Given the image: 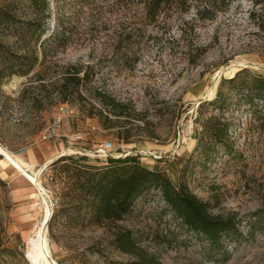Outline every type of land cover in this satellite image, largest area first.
<instances>
[{
	"label": "rangeland",
	"instance_id": "rangeland-1",
	"mask_svg": "<svg viewBox=\"0 0 264 264\" xmlns=\"http://www.w3.org/2000/svg\"><path fill=\"white\" fill-rule=\"evenodd\" d=\"M5 4L0 42L11 56L29 59L26 73L0 81V146L13 159L32 173L65 150L71 153L60 158L98 167L133 157L208 202L213 215L235 217L243 231L218 252L176 218L158 189L101 227L74 210L69 174L63 164L53 167L58 158L40 176L53 203L47 237L55 262L128 264L133 257L113 245L114 233L127 230L163 264H264V230L249 233L264 206V101L224 113L231 155L220 147L203 154L202 122L219 111L199 108L240 71L264 76V3L192 1L156 20L140 0H48L49 9L0 0V9ZM72 66L87 70L90 82L80 90L84 100L63 102L58 87ZM95 90L131 114L115 116ZM40 211L35 187L0 155V264H32L27 248Z\"/></svg>",
	"mask_w": 264,
	"mask_h": 264
},
{
	"label": "trees",
	"instance_id": "trees-1",
	"mask_svg": "<svg viewBox=\"0 0 264 264\" xmlns=\"http://www.w3.org/2000/svg\"><path fill=\"white\" fill-rule=\"evenodd\" d=\"M33 4L40 2L43 9H49L48 0H30ZM145 4L146 15L151 20L165 9L178 5L187 10L188 3L199 0H140ZM261 4L264 0H254ZM5 4L0 9V22L7 20L9 12ZM55 32H53L54 34ZM29 59L11 56L10 52L0 42V81L11 78L16 74L26 73L24 68ZM34 58L30 65H35ZM83 73L82 76L80 74ZM90 82V74L78 66L68 68L58 87L63 102L68 97L76 95L84 100L80 90ZM94 97L105 109L114 111L117 117L129 116L128 106L116 102L110 95L95 90ZM255 101H264V76L249 75L246 70L238 72L232 79L223 80L217 94L211 102H205L199 107H213L219 115H213L202 122L203 138L208 139L204 145L203 154L208 155L212 150L220 147L228 154H232L233 142L229 135L230 122L224 113L232 105L246 102L250 106ZM258 104H256L257 106ZM84 158H60L53 167H60L61 172L69 174L70 192L77 205L74 210L91 215L97 225L104 227L106 223L115 224L123 219L133 209L135 201L151 189H158L165 204L171 209L176 218L180 219L187 229L196 236H204L212 249L220 252L225 244L224 240L236 241L243 236L241 224L235 217L222 218L215 216L210 210V204L199 199L180 183L174 182L159 170H152L141 165L136 158L109 159L106 166L98 167L82 163ZM51 221V220H50ZM257 230H264V206L253 216L249 233L254 235ZM113 245L118 251L133 257L128 264H163L154 254L139 247L132 233L118 230L114 233Z\"/></svg>",
	"mask_w": 264,
	"mask_h": 264
},
{
	"label": "bare ground",
	"instance_id": "bare-ground-1",
	"mask_svg": "<svg viewBox=\"0 0 264 264\" xmlns=\"http://www.w3.org/2000/svg\"><path fill=\"white\" fill-rule=\"evenodd\" d=\"M14 83V82H13ZM211 90H209V94ZM71 153L70 150L63 151L59 156L51 158L45 165L40 167L34 172H29V170H25L21 163L13 159L1 146H0V155L3 156L7 163L16 171H18L21 175H23L26 179L30 181V183L35 187L37 195L40 200V213H42L41 220L35 226L33 234L29 237L27 253L28 257L31 260L32 264H57L53 257L51 256L50 247L48 243V226L49 222L53 215V203L47 191L40 184V176L42 171L55 162L61 156H65L68 153ZM104 153L105 155H109L107 151L103 149L96 150V153ZM91 154V153H90Z\"/></svg>",
	"mask_w": 264,
	"mask_h": 264
},
{
	"label": "built area",
	"instance_id": "built-area-1",
	"mask_svg": "<svg viewBox=\"0 0 264 264\" xmlns=\"http://www.w3.org/2000/svg\"><path fill=\"white\" fill-rule=\"evenodd\" d=\"M49 137V136H48ZM46 139V138H45ZM29 262V261H28ZM29 264H31L30 262H29Z\"/></svg>",
	"mask_w": 264,
	"mask_h": 264
},
{
	"label": "crops",
	"instance_id": "crops-1",
	"mask_svg": "<svg viewBox=\"0 0 264 264\" xmlns=\"http://www.w3.org/2000/svg\"><path fill=\"white\" fill-rule=\"evenodd\" d=\"M43 172V171H42ZM42 174V173H41Z\"/></svg>",
	"mask_w": 264,
	"mask_h": 264
}]
</instances>
